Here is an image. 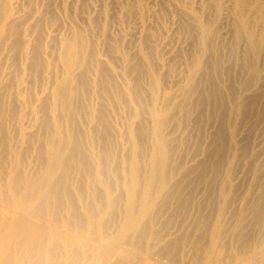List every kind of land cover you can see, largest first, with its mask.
<instances>
[{
	"label": "bare ground",
	"instance_id": "obj_1",
	"mask_svg": "<svg viewBox=\"0 0 264 264\" xmlns=\"http://www.w3.org/2000/svg\"><path fill=\"white\" fill-rule=\"evenodd\" d=\"M52 1L0 0V264H264V0H133L131 60Z\"/></svg>",
	"mask_w": 264,
	"mask_h": 264
},
{
	"label": "rangeland",
	"instance_id": "obj_2",
	"mask_svg": "<svg viewBox=\"0 0 264 264\" xmlns=\"http://www.w3.org/2000/svg\"><path fill=\"white\" fill-rule=\"evenodd\" d=\"M34 2H35V4L38 6V7H40L41 9L43 8V5H46V4H48V3H50L49 1H51V0H33ZM48 1V2H47ZM90 1V2H89ZM121 1V2H120ZM126 3H125V2ZM143 1V2H142ZM193 1V3H194V6H195V9H197L196 8V5H197V3H200L201 2V0H192ZM39 2V3H38ZM42 2V3H41ZM47 2V3H46ZM54 2V3H53ZM62 2V3H61ZM78 2H80V4L78 3ZM86 2V3H85ZM107 2V3H106ZM120 2V3H119ZM133 3V0H76L75 1V3H73L72 5L71 4H68V3H64L62 0H53L52 1V3H51V6H52V9H53V11H54V22L55 23H57V25L60 27V29H59V31L61 32V33H67L68 32V30H69V28L71 27V26H73V25H77V26H83L86 22H87V18H91V20L93 19V20H95L94 21V24H95V26L97 27V26H100V28H102V26L104 27V29L106 30V33L108 34V36L110 37V38H112V40L116 43H114L115 44V46L117 47V49H118V51H119V54H120V56L124 59H129V58H133V55L135 54V50H137V42H138V34H137V32L139 31V29H140V26H141V24H139V22L138 21H140V20H138L137 21V19H135V18H133L134 16H132V18L130 17V18H128V17H125L124 15L125 14H122L124 11H125V9L127 8L126 6H129V5H131L132 3ZM59 3V4H58ZM141 3H142V5L144 6L145 5V7L144 8H146V9H144V11L143 12H146V11H148V8L147 7H149L150 6V4H151V6H155L156 7V11L160 14L159 15V17H158V15L157 16H152L151 17V14L150 15H148V12H146V13H141L140 15L142 16L141 17V21H143L142 23H143V25H145V23L148 25V27H149V29H148V27H147V25H145L147 28H146V30L148 29L152 34H154L155 36H157V37H160V39H161V35L162 36H164V33L165 32H173L174 30H175V32L177 33V31H178V33H177V35H179V37H180V35L182 34L181 32H179V24H178V16H176L177 14H175L174 13V11L173 10H170L169 11V9L167 10L166 8H162V6L163 5H161V4H163L162 3V0H156V2H155V0L153 1V0H141ZM144 3V4H143ZM147 3V4H146ZM154 3V4H153ZM158 3H160L159 4V7L157 6V5H155V4H158ZM42 4V5H41ZM58 4V5H57ZM61 4V5H60ZM63 4V5H62ZM105 4V5H104ZM125 4V5H124ZM55 5H56V7H55ZM60 5V6H59ZM83 5V6H82ZM90 5V6H89ZM123 6H125L124 8H123ZM147 6V7H146ZM150 6V7H151ZM55 7V8H54ZM61 7V8H60ZM83 7V8H82ZM94 7V8H93ZM96 7V8H95ZM58 8V9H57ZM71 8V9H70ZM78 8V9H77ZM104 8H106V9H104ZM108 8H109V10H108ZM122 8V9H121ZM56 9V10H55ZM61 9H62V11H61ZM96 9V10H95ZM163 12H161L160 10ZM93 10V11H92ZM98 10V11H97ZM104 12L103 14H101L102 13V11ZM123 10V11H122ZM57 11V12H56ZM78 11V12H77ZM97 11V12H96ZM105 11H106V15H105ZM122 11V12H121ZM167 11V12H166ZM58 12H60V13H58ZM66 12V13H65ZM83 12V13H82ZM99 12H101L100 14H101V16H103V15H105V16H103V17H101L100 15H99ZM111 12V13H110ZM161 12V13H160ZM164 12H165V14H164ZM170 12V13H169ZM200 12V11H199ZM116 13V14H115ZM157 13V14H158ZM59 14V15H58ZM68 14H69V16H68ZM81 14H83V15H81ZM94 14H96V15H94ZM117 14H118V16H117ZM58 15V16H57ZM90 15V16H89ZM92 15V16H91ZM143 15H144V17H146V18H144L143 17ZM168 15V16H167ZM85 16V17H84ZM87 16V17H86ZM89 16V17H88ZM122 16V17H121ZM172 16V17H171ZM60 17V18H59ZM69 17V18H68ZM71 17V18H70ZM99 17V18H98ZM117 17H119V18H117ZM153 18V19H151V18ZM176 17V18H175ZM102 18H104V19H102ZM116 18V19H115ZM163 18V19H162ZM61 19V20H60ZM72 19V20H71ZM76 19V20H75ZM100 19V20H99ZM118 19V20H117ZM123 19V20H122ZM147 21H146V20ZM171 19V20H170ZM61 22H60V21ZM92 20V21H93ZM102 20V21H101ZM150 20V21H149ZM57 21V22H56ZM76 23H75V22ZM106 21V22H105ZM154 21V22H153ZM156 21H158V22H156ZM223 23H222V22ZM225 20H219V24H221V25H218L219 27L220 26H224L222 29H223V31L225 32V31H228L227 29L225 30V28H229L228 26H229V24L227 23V21H225ZM64 22V23H63ZM103 23V24H101V23ZM122 22V23H121ZM127 24H126V23ZM138 22V23H137ZM150 22H153V23H151L150 24ZM63 25H62V24ZM133 23V24H132ZM171 23V24H170ZM224 23H227V25L226 24H224ZM99 24H101V25H99ZM140 25V26H137V25ZM161 24V25H160ZM178 24V25H177ZM157 25V26H156ZM176 25V26H175ZM225 26H227V27H225ZM62 27V28H61ZM122 27V28H121ZM139 27V28H138ZM156 28V29H155ZM175 28V29H174ZM169 29H170V31H169ZM111 30V31H110ZM130 30V31H129ZM138 30V31H137ZM153 30V31H152ZM165 30V31H164ZM132 31V32H131ZM136 31V32H135ZM115 32H116V34H115ZM122 32V33H121ZM128 32V33H127ZM97 33V32H96ZM133 34V35H131V34ZM136 33V34H135ZM99 37V35L98 34H96V37ZM112 36V37H111ZM124 36V37H123ZM136 36V37H135ZM115 37V38H114ZM118 37V38H117ZM123 37V38H122ZM133 37V38H132ZM181 38H184L185 39V37H181ZM117 39V40H116ZM124 39V40H123ZM128 39V40H127ZM134 39V40H133ZM136 39H137V41H136ZM123 40V41H122ZM130 40V41H129ZM186 41H188V42H186V44L184 45V47H183V52H182V54H184L183 56L185 57V55H186V59L188 58L189 59V55L192 53V49H194L195 47H196V43L192 40V39H185ZM192 40V41H191ZM125 41V42H124ZM132 41V42H131ZM189 41H191V42H189ZM119 43V44H118ZM195 43V44H194ZM175 43H173V45H174ZM130 45V46H129ZM195 45V46H194ZM134 46H136V48L134 47ZM175 46L177 47L178 45L177 44H175ZM174 46V47H175ZM194 46V47H193ZM133 48H135V49H133ZM190 48H192V49H190ZM129 49V50H128ZM121 50V51H120ZM101 52V53H100ZM122 52V53H121ZM129 52V53H128ZM134 52V53H133ZM99 53L100 54H103V55H105V53H106V49L104 48V47H100V49H99ZM133 53V54H132ZM132 54V55H131ZM165 52L163 51H160L159 52V55H158V59H159V61L162 63V62H165ZM131 59H129V60H131ZM167 62V61H166ZM168 63V62H167ZM167 63H165V68H167L169 65V63L167 64ZM172 64V63H171ZM171 66V65H170ZM174 67H176V66H174V64H173V66H171V68L172 69H174ZM116 69L118 70H121V67L119 66V64H117L116 65ZM176 71L178 72L179 71V69H176ZM175 71V73H177ZM172 77V76H171ZM255 133H260V134H255ZM255 133H253V135H252V138L254 139V137L255 138H258V139H260V137H262L263 135V132H259V131H255ZM256 135V136H255ZM251 144H253L252 142H251ZM250 144V148H251V150L253 149L254 150V152H255V150H256V148H257V146H255L254 147V145L252 146ZM253 147V148H252ZM31 154V155H30ZM30 156H33L32 155V153H29V155H28V160L30 159H32ZM34 159V158H33ZM33 162H34V160H33ZM33 162L31 163V164H33ZM33 165H35V164H33Z\"/></svg>",
	"mask_w": 264,
	"mask_h": 264
}]
</instances>
